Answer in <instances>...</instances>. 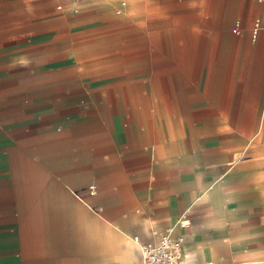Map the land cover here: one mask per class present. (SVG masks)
<instances>
[{"label":"crops","instance_id":"1","mask_svg":"<svg viewBox=\"0 0 264 264\" xmlns=\"http://www.w3.org/2000/svg\"><path fill=\"white\" fill-rule=\"evenodd\" d=\"M168 229L179 264H264V3L0 0V264Z\"/></svg>","mask_w":264,"mask_h":264},{"label":"built area","instance_id":"2","mask_svg":"<svg viewBox=\"0 0 264 264\" xmlns=\"http://www.w3.org/2000/svg\"><path fill=\"white\" fill-rule=\"evenodd\" d=\"M264 3V0H258ZM260 21L256 19L254 31L257 30ZM90 192H93V187H90ZM138 241L141 264H179L182 256V237L173 236L171 229L161 234L156 240Z\"/></svg>","mask_w":264,"mask_h":264},{"label":"rangeland","instance_id":"3","mask_svg":"<svg viewBox=\"0 0 264 264\" xmlns=\"http://www.w3.org/2000/svg\"><path fill=\"white\" fill-rule=\"evenodd\" d=\"M182 257V256H181ZM181 259V258H180ZM180 262V261H179Z\"/></svg>","mask_w":264,"mask_h":264}]
</instances>
